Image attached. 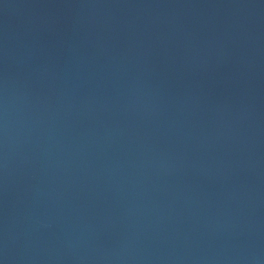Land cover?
<instances>
[{"label":"water","instance_id":"95a60500","mask_svg":"<svg viewBox=\"0 0 264 264\" xmlns=\"http://www.w3.org/2000/svg\"><path fill=\"white\" fill-rule=\"evenodd\" d=\"M0 264H264V0H0Z\"/></svg>","mask_w":264,"mask_h":264}]
</instances>
